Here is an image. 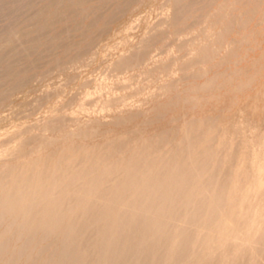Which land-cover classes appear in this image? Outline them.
I'll use <instances>...</instances> for the list:
<instances>
[{
	"label": "rangeland",
	"instance_id": "1",
	"mask_svg": "<svg viewBox=\"0 0 264 264\" xmlns=\"http://www.w3.org/2000/svg\"><path fill=\"white\" fill-rule=\"evenodd\" d=\"M137 218L135 264H264V0H0V264Z\"/></svg>",
	"mask_w": 264,
	"mask_h": 264
},
{
	"label": "bare ground",
	"instance_id": "2",
	"mask_svg": "<svg viewBox=\"0 0 264 264\" xmlns=\"http://www.w3.org/2000/svg\"><path fill=\"white\" fill-rule=\"evenodd\" d=\"M191 211H193V210H191ZM195 213H196V211H195ZM141 219H142V217H141ZM141 219L137 218L132 223V225H133L132 227L130 226L129 221L125 220V221L121 222V225H120L119 229L117 230L118 232H117L116 237L110 243V255H109L110 264H135L133 256L136 253V247L138 244V240L141 237L140 234L142 232V229L140 228V225L143 222ZM148 221H150V220H148ZM180 223H182V222H180ZM173 226H175V225H173ZM139 235H140V237H139ZM169 240H170V238L168 236H166V237L163 236L162 238H157V239L153 240L152 242H150L149 244L145 245L140 252V264H161L163 261L162 259L164 258V245L166 243H168L167 241H169ZM177 241H179V240H177ZM178 246H179V244H178ZM180 248H181V245H180ZM182 257H183L182 250L179 249L176 253V256H175L176 263Z\"/></svg>",
	"mask_w": 264,
	"mask_h": 264
}]
</instances>
